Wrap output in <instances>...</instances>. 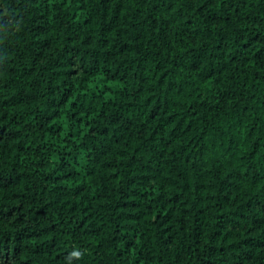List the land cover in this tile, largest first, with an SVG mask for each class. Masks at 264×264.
<instances>
[{
    "label": "trees",
    "instance_id": "16d2710c",
    "mask_svg": "<svg viewBox=\"0 0 264 264\" xmlns=\"http://www.w3.org/2000/svg\"><path fill=\"white\" fill-rule=\"evenodd\" d=\"M0 264H264V0H0Z\"/></svg>",
    "mask_w": 264,
    "mask_h": 264
},
{
    "label": "clouds",
    "instance_id": "9594fccd",
    "mask_svg": "<svg viewBox=\"0 0 264 264\" xmlns=\"http://www.w3.org/2000/svg\"><path fill=\"white\" fill-rule=\"evenodd\" d=\"M74 255H79L78 253H74Z\"/></svg>",
    "mask_w": 264,
    "mask_h": 264
}]
</instances>
